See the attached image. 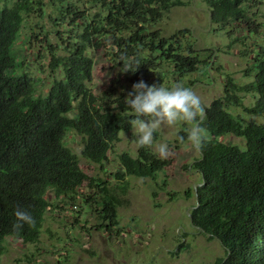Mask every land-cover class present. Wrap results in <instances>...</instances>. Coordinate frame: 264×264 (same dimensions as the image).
<instances>
[{"label": "trees", "instance_id": "16d2710c", "mask_svg": "<svg viewBox=\"0 0 264 264\" xmlns=\"http://www.w3.org/2000/svg\"><path fill=\"white\" fill-rule=\"evenodd\" d=\"M78 1L49 0L48 14L44 0H0V258L9 237L31 244L40 240L48 211L54 208L50 193L54 200L74 208L80 200L100 223L94 229L118 235L120 197L128 193L129 179L156 182L169 165L148 146L138 147L135 157L116 152L134 116L124 101L127 93L109 86L101 93L89 88L96 67L92 52L130 86L140 80L164 86L168 74L174 86L201 68L209 76L214 71L217 51L201 60L200 55L209 51H198L190 43L191 30L170 37L154 31L173 9L193 0H90L88 8ZM204 1L211 22L229 37V47L237 42L245 45L248 37H239L245 24L250 36L258 34L261 27L250 21L249 11L261 0ZM33 16L47 18L60 42L50 45V35L43 28L40 34L31 30L26 36L28 45L41 37L46 41L53 80L45 94L16 54L18 39ZM254 55L245 71V78L252 81L238 86L225 75L223 97L202 106L205 116L201 120L202 112L195 123L200 134H208L199 144L200 158L194 165L204 185L192 188L186 197L194 193L197 200L192 227L217 239L225 250L217 264H264V46H258ZM242 93L252 94L255 103L246 106L239 97ZM236 109L243 113L236 114ZM70 133L81 138L85 160L102 167L113 154L121 170L110 181L93 176L67 146ZM189 133L185 125L177 135L176 149L190 141ZM228 137L245 143L230 144L225 141ZM167 185L164 181L161 191ZM82 188L90 193L81 194ZM18 207L31 212L34 225L13 228Z\"/></svg>", "mask_w": 264, "mask_h": 264}, {"label": "rangeland", "instance_id": "374dc122", "mask_svg": "<svg viewBox=\"0 0 264 264\" xmlns=\"http://www.w3.org/2000/svg\"><path fill=\"white\" fill-rule=\"evenodd\" d=\"M89 1L78 2L80 6L88 8L91 7ZM260 2L261 5H252L249 11L250 21L261 27L258 34L250 36L247 24L243 25L239 33V37H248L244 41L245 45L237 42L228 46L230 41L226 32L222 31L220 25L209 21V8L204 0H193L191 5L173 9L154 28V31H159L164 37H170L184 29L191 30L194 38L190 39V43L195 44L198 51H209L200 55L203 61L209 59L211 52L217 51L214 71L210 76L206 69L201 68L198 74L189 76L182 82L185 86L190 82L195 83L191 88L199 96L204 108L223 97L225 75H230L238 86L252 81L245 78V71L255 58L254 51L257 47L264 46V0ZM44 3L47 13L50 14L52 10L49 0H44ZM41 28L49 33L50 45L60 43L55 35L56 29L50 21L33 16L26 22L18 39L16 54L18 62L24 64V70L39 81L40 92L45 94L53 80L48 68L49 53L44 49L46 41L41 37L40 42L33 40L32 45H28L26 40L31 30L40 34ZM90 55L96 65L93 80L88 85L90 89L98 93L108 86L123 93L131 90L132 86L117 70L112 69L111 64L105 60L102 62L95 52ZM172 81V76L168 74L164 86L172 87ZM239 97L248 107L255 103L252 94L242 93ZM233 112L239 115L243 113L241 109ZM243 117L247 118V115ZM257 121L263 122L260 118ZM185 125L189 132L196 126L178 123L154 130L153 144L148 147L158 159L169 161V165L159 173L156 182L150 179H129V191L120 197L123 205L119 208V227L122 230L118 235H109L94 229L100 226V223L96 217L87 213V209L82 208L80 200L76 204L77 208H74L72 204L64 205L54 200L50 193L55 209L48 211L40 240L31 244L16 238H7L0 264H56L63 260L69 264H217V261L225 256L221 243L192 227L191 212L197 200L194 193L191 198H187L186 192L192 193L191 189L195 185L203 183V177L194 166L200 158L195 144L190 140L176 149L177 135ZM200 135L201 141L208 138L205 132ZM120 137L116 152L128 153L135 157L138 146L132 131L123 133ZM225 141L240 146L245 143L235 137H228ZM161 143L169 147V153L165 157L160 156L157 151ZM66 144L79 157L83 168L90 169V173L95 177L110 181L111 176L121 170L113 154L110 155L111 162L102 166L105 172L100 165L85 160L81 156V138L75 133L68 135ZM240 148L244 150L245 145ZM164 181H167L168 185L166 191H161L160 187ZM80 193L90 192L82 188ZM79 212H82V216H79ZM78 222L81 225L77 224Z\"/></svg>", "mask_w": 264, "mask_h": 264}, {"label": "clouds", "instance_id": "9594fccd", "mask_svg": "<svg viewBox=\"0 0 264 264\" xmlns=\"http://www.w3.org/2000/svg\"><path fill=\"white\" fill-rule=\"evenodd\" d=\"M124 101L134 116L129 121V125L138 147L151 146L154 139L153 132L157 128L178 123L194 125L198 115L203 112L199 96L191 87L182 83L165 87L155 83L149 85L140 80L132 85ZM178 139L183 142L182 137ZM188 139L196 145L201 143L198 127L191 128ZM157 151L160 156L165 157L169 153V147L161 143ZM14 216L15 230L21 229L24 225L35 224L31 212L24 208L18 207Z\"/></svg>", "mask_w": 264, "mask_h": 264}, {"label": "water", "instance_id": "95a60500", "mask_svg": "<svg viewBox=\"0 0 264 264\" xmlns=\"http://www.w3.org/2000/svg\"><path fill=\"white\" fill-rule=\"evenodd\" d=\"M210 20H211V13H209V21H210ZM204 116H205V112H203V114H202V116H201V120H203ZM198 124H199V123H197L195 127H198ZM195 147L197 148L198 152L200 153L199 145H196V144H195ZM203 185H204V181H203V183H201V184H197V185H195V186L193 187V189L196 190L198 187L203 186ZM188 215L190 216V213H189V212H188ZM197 229H198L200 232H203V230H202L201 228H197Z\"/></svg>", "mask_w": 264, "mask_h": 264}]
</instances>
